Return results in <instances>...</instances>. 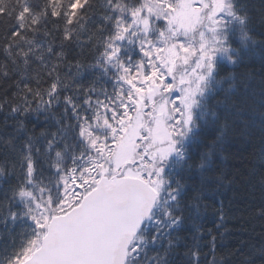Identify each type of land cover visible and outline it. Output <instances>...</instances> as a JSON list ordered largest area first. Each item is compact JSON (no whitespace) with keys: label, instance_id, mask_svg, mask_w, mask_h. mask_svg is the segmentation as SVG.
<instances>
[{"label":"snow or ice","instance_id":"1","mask_svg":"<svg viewBox=\"0 0 264 264\" xmlns=\"http://www.w3.org/2000/svg\"><path fill=\"white\" fill-rule=\"evenodd\" d=\"M0 264H264V0H0Z\"/></svg>","mask_w":264,"mask_h":264},{"label":"trees","instance_id":"2","mask_svg":"<svg viewBox=\"0 0 264 264\" xmlns=\"http://www.w3.org/2000/svg\"><path fill=\"white\" fill-rule=\"evenodd\" d=\"M256 196L258 197L259 196V193H256ZM240 223H241V221H238V220L237 221H232V222L229 223V227L230 228H236V227H238L240 225ZM245 226L246 227H252V226H254L255 229H256V232H259L260 231V223L258 221L257 222H253V224H251V225L246 224Z\"/></svg>","mask_w":264,"mask_h":264}]
</instances>
